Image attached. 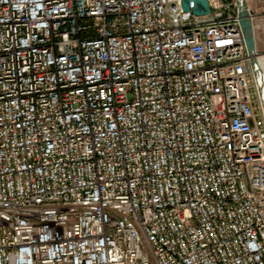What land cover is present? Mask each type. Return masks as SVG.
Segmentation results:
<instances>
[{"label":"built area","instance_id":"obj_1","mask_svg":"<svg viewBox=\"0 0 264 264\" xmlns=\"http://www.w3.org/2000/svg\"><path fill=\"white\" fill-rule=\"evenodd\" d=\"M208 2L0 0V264H264V94Z\"/></svg>","mask_w":264,"mask_h":264},{"label":"water","instance_id":"obj_2","mask_svg":"<svg viewBox=\"0 0 264 264\" xmlns=\"http://www.w3.org/2000/svg\"><path fill=\"white\" fill-rule=\"evenodd\" d=\"M191 0H183V6L185 10L189 9V3ZM196 7L193 8V12L197 15H204L210 12V6L208 0H194ZM238 16L241 25L242 32L244 33V41L246 44L248 55L250 56V62L253 67L255 76L258 80L261 92L264 94V75L263 70L259 63L257 53V38L254 22L252 20L250 9L246 0H238Z\"/></svg>","mask_w":264,"mask_h":264},{"label":"rangeland","instance_id":"obj_3","mask_svg":"<svg viewBox=\"0 0 264 264\" xmlns=\"http://www.w3.org/2000/svg\"><path fill=\"white\" fill-rule=\"evenodd\" d=\"M247 5L257 10V19L256 23L259 24V27L256 29L257 37V53L261 57V64L264 68V7L260 0H246Z\"/></svg>","mask_w":264,"mask_h":264},{"label":"bare ground","instance_id":"obj_4","mask_svg":"<svg viewBox=\"0 0 264 264\" xmlns=\"http://www.w3.org/2000/svg\"><path fill=\"white\" fill-rule=\"evenodd\" d=\"M257 38V37H256ZM258 58H259V63H260V66H261V68H262V70H263V75H264V68L262 67V64H261V57H260V55H258Z\"/></svg>","mask_w":264,"mask_h":264}]
</instances>
